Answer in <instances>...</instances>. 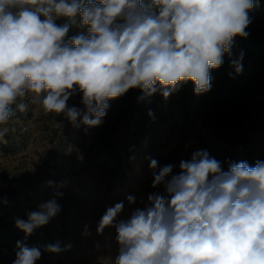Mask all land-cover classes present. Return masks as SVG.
I'll return each instance as SVG.
<instances>
[{
	"label": "clouds",
	"instance_id": "obj_1",
	"mask_svg": "<svg viewBox=\"0 0 264 264\" xmlns=\"http://www.w3.org/2000/svg\"><path fill=\"white\" fill-rule=\"evenodd\" d=\"M259 0H0V125L26 112L24 98L45 114L63 115L74 126L98 127L108 101L130 89L143 101L168 98L191 81L195 94L211 89L213 69L231 57L234 38H246L250 10ZM67 18L58 25L56 20ZM79 17V19H77ZM73 26L83 32L65 39ZM243 53L231 59L243 71ZM231 76L232 73H229ZM81 94L85 111L69 106ZM19 100V102H18ZM149 116L153 113L149 111ZM79 121V123H78ZM60 126V125H57ZM7 127L0 128L6 143ZM150 159L152 193L143 208L117 221L123 202L106 209L97 233L115 226L118 255L112 264H264V161L228 162L227 170L207 150L158 167ZM28 211L15 226L29 236L60 211L56 197ZM129 205L134 195L126 197ZM143 203V200H141ZM88 234V226H85ZM12 264H36L37 247L17 241ZM52 253L59 244L48 245Z\"/></svg>",
	"mask_w": 264,
	"mask_h": 264
},
{
	"label": "rangeland",
	"instance_id": "obj_2",
	"mask_svg": "<svg viewBox=\"0 0 264 264\" xmlns=\"http://www.w3.org/2000/svg\"><path fill=\"white\" fill-rule=\"evenodd\" d=\"M30 98L31 94L24 98L28 109L21 112L22 117H17L16 112L7 125H0V128L9 129L4 144L11 143L16 148L10 154L0 153V181L9 191L26 193L29 197L21 206L7 212L11 221L17 217L27 219L28 211L37 210L41 202L53 198L57 189L49 187L48 181L65 182V187L58 189L63 195L56 197L61 211L42 226L48 227L56 236L65 237L61 251L41 255L36 264H112L119 251L115 226L97 233L98 222L106 209L123 202L125 207L117 221L126 220L135 208L144 207L149 194H166L162 185L155 189L151 186L149 158L156 159L158 167L174 165L173 174L179 171V162L190 159L196 150H207L225 170L229 161H240L238 156L231 157L227 148L216 144L199 123L193 129L177 132L166 147L153 154L142 155L138 160L125 156L119 166L105 169L95 143L103 136L127 143L133 121L131 114L121 115V120L113 117L98 127L83 124L77 127L62 114H45L39 105L30 102ZM68 105L84 111L79 93L70 97ZM64 132L71 141L67 156L55 161L56 144L52 143H57ZM128 195L136 197L135 204H128ZM86 225L88 234H85ZM2 256L7 264H12L15 259L7 251H3Z\"/></svg>",
	"mask_w": 264,
	"mask_h": 264
},
{
	"label": "trees",
	"instance_id": "obj_3",
	"mask_svg": "<svg viewBox=\"0 0 264 264\" xmlns=\"http://www.w3.org/2000/svg\"><path fill=\"white\" fill-rule=\"evenodd\" d=\"M249 16L252 22L245 29L249 35L234 38L231 57L225 54L222 66L210 73L213 79L209 91L197 95L189 81L168 98L157 92L138 101L141 91L130 89L123 96L108 101L103 122L113 117L121 120L120 116L127 114L132 115L133 121L127 143L123 144L112 136H103L95 143L105 169L119 166L125 156L138 160L142 155L153 154L166 147L177 132L193 129L199 123L208 130L216 144L229 150L231 157L238 156L240 161H247L250 165L258 160L264 161V0H259ZM66 19L59 18L56 23L62 25ZM81 32L87 34L86 27L73 26L65 39ZM241 53L243 71L237 74L230 61L239 58ZM81 105L85 111V106ZM12 109L14 114L17 112V117H22L14 105ZM149 111L153 116H149ZM58 138L57 143H52L56 144L55 161L66 158L71 142L65 132ZM15 150L11 143L0 142V153L10 154ZM27 200L26 193L9 191L0 181V264H7L3 251L15 258L17 241L30 248H39L42 256L52 253L45 250L48 245L58 243L62 248L65 237L56 236L48 227H39L26 237L15 226V221L9 220L7 212Z\"/></svg>",
	"mask_w": 264,
	"mask_h": 264
}]
</instances>
